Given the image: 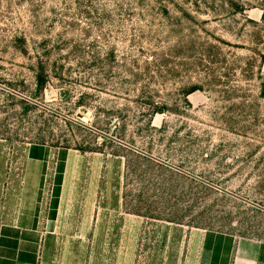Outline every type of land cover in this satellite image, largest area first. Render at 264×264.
Masks as SVG:
<instances>
[{
    "label": "rangeland",
    "instance_id": "rangeland-1",
    "mask_svg": "<svg viewBox=\"0 0 264 264\" xmlns=\"http://www.w3.org/2000/svg\"><path fill=\"white\" fill-rule=\"evenodd\" d=\"M38 264H264V0H0V231Z\"/></svg>",
    "mask_w": 264,
    "mask_h": 264
},
{
    "label": "crops",
    "instance_id": "crops-1",
    "mask_svg": "<svg viewBox=\"0 0 264 264\" xmlns=\"http://www.w3.org/2000/svg\"><path fill=\"white\" fill-rule=\"evenodd\" d=\"M43 235L35 230L27 231L7 226L0 231V264H38L39 243ZM191 241L197 243L196 264H258L252 252L234 237L203 231L191 233Z\"/></svg>",
    "mask_w": 264,
    "mask_h": 264
}]
</instances>
